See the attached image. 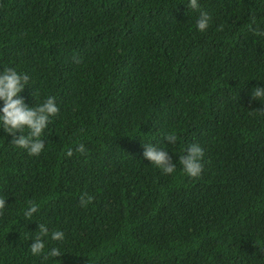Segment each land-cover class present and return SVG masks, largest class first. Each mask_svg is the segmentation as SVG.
Here are the masks:
<instances>
[{"label": "trees", "instance_id": "1", "mask_svg": "<svg viewBox=\"0 0 264 264\" xmlns=\"http://www.w3.org/2000/svg\"><path fill=\"white\" fill-rule=\"evenodd\" d=\"M186 4L0 0V71L29 75L28 104L33 93L59 107L37 156L0 129V264H264V105L251 97L264 85V0ZM143 142L174 162L199 143L201 174H163ZM27 200L36 220L18 216ZM38 220L64 232L46 244L65 251L57 260L28 251Z\"/></svg>", "mask_w": 264, "mask_h": 264}, {"label": "clouds", "instance_id": "2", "mask_svg": "<svg viewBox=\"0 0 264 264\" xmlns=\"http://www.w3.org/2000/svg\"><path fill=\"white\" fill-rule=\"evenodd\" d=\"M186 5L188 9L200 8L199 0H187ZM211 21V14L205 10H200L198 19L195 22L197 31H206ZM254 22L253 19L251 23ZM29 81V75L19 72L15 67H5L0 71V129L12 135L10 144L25 150L30 156H37L45 147L43 133L50 124L52 117L58 113L59 107L54 96L48 95L42 101L37 102V97L33 93L35 103L28 104L21 92L26 85H29ZM251 97L264 105V85L254 86L251 90ZM257 109L264 113V107H258ZM162 136L168 144H175L178 141L175 130L165 132ZM75 150L83 153L86 151L85 145L78 144ZM72 151L69 148L65 154L70 156ZM172 152L178 153L174 149H172ZM203 154L204 149L199 143H190L183 149V154L179 153L178 160L174 162L166 144L143 142V158L158 167L163 174L174 173L177 164H179L186 175L198 177L203 169ZM92 199L91 195L82 194L79 197L80 206H86ZM25 204L26 206L22 208L18 216L23 217L25 220H36L32 218L39 211L40 204L35 200H27ZM8 205L6 204V197L0 196V213H3ZM33 233L35 234L28 237L32 241L28 245V251L32 256L41 257L42 260L46 261L49 258L56 259L61 253L65 252L57 246L49 247L45 251L49 240H64L63 230L50 231L47 223L39 221L38 228Z\"/></svg>", "mask_w": 264, "mask_h": 264}]
</instances>
